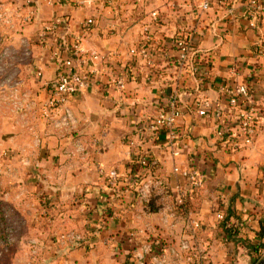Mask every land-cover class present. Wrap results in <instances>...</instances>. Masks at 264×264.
Listing matches in <instances>:
<instances>
[{
  "label": "crops",
  "instance_id": "1",
  "mask_svg": "<svg viewBox=\"0 0 264 264\" xmlns=\"http://www.w3.org/2000/svg\"><path fill=\"white\" fill-rule=\"evenodd\" d=\"M11 1L24 6L22 14L28 21L23 38L30 82L23 93L16 135L2 143L8 166L3 171L26 173V181L17 186L29 185L34 200L52 201L67 210L64 229L73 231L80 225L95 235L90 245L77 242L62 251L55 248L54 260L123 264L129 253L128 264H236L232 250L250 255L247 244L264 248V239L257 236L259 221L264 225L262 127L251 146L234 152L214 136L219 127L215 110L227 109V99L219 92L224 83H250L252 106L259 122L264 120V0H258L262 10L255 27H250L248 0H86L79 8L51 6L43 0ZM152 13L157 21L150 29L160 51L146 63L135 53ZM57 16L66 20L63 35L68 45L80 39L90 75L87 87L69 99L75 123L68 131L55 129L54 119L40 113L59 64L50 59L51 37H42L43 28ZM87 18L95 23L83 35L81 25ZM179 37L191 40L197 75L177 67L173 41ZM258 50L263 52L260 57ZM91 53L97 59H91ZM67 56L64 52L60 58ZM199 74H207L205 82H199ZM119 75L125 80L121 91L113 82ZM171 93L178 94L183 112L175 137L164 130L143 132L166 109ZM203 99L209 106L201 104ZM138 153L153 157L159 166L157 178L169 179L176 195L177 182L182 181L172 174L174 166L204 174L198 210L189 215L201 228L186 231L183 218L171 211L169 198L159 191L160 182L149 180L147 174L136 179L133 158ZM12 154L18 156L14 163ZM113 173L120 176L116 188L108 182ZM149 181L157 190L149 201L156 212L135 195ZM70 217L76 221L70 223ZM223 217L237 229L236 243L219 227ZM186 239L192 254L202 253L204 261L170 259V253L183 252L180 247ZM146 246L150 257L141 261L138 257Z\"/></svg>",
  "mask_w": 264,
  "mask_h": 264
},
{
  "label": "built area",
  "instance_id": "2",
  "mask_svg": "<svg viewBox=\"0 0 264 264\" xmlns=\"http://www.w3.org/2000/svg\"><path fill=\"white\" fill-rule=\"evenodd\" d=\"M46 4L51 6H57L61 8L73 7L79 8L86 5V0H43ZM106 3H111L112 0H104ZM248 6L250 7V27H255V22L258 13L262 10V4L258 0H248ZM208 4L203 5V9H207ZM157 21V14H151V23L142 29V38L136 47L135 55L146 63H150L156 56L159 50V43L151 32V25H155ZM94 19L87 18L83 21L81 29L83 35L94 26ZM66 27V20L63 16L55 17L50 24L43 28V36H50L51 43L49 45L50 59L52 61L59 60L58 68L54 79L49 84V96L41 108V116L49 119L53 118V126L57 130L68 131L75 123L73 112L69 105L70 97L81 93L88 85L90 81V75L86 71L87 55L80 46V39L73 42L72 45H68L64 38L63 32ZM191 40L189 37L175 38L173 46L178 52L177 67L180 71L184 68H188L189 71L197 75V57L191 52ZM68 52V56L65 59H61V54ZM262 51H256V57L262 55ZM91 59H97L95 53L89 55ZM201 60H206V57H201ZM207 74H199V82H205ZM116 87L121 91L124 89L125 80L124 76H117L113 80ZM249 84L247 81H242L238 84H221L219 92L227 99V111L218 106L215 110V117L218 119L219 127L215 129V138L222 143L224 147L230 152H234L237 149L243 147H249L252 145L254 139L260 133V127H262V134L264 136V120L262 123L258 120V113L252 106V97L250 95ZM201 104L209 106V102L205 99ZM233 111V112H232ZM227 113V114H226ZM224 114H226L224 116ZM183 116L182 109L180 107L179 96L176 93H171L168 97L167 107L163 111L159 112L143 129L145 133H156L160 130L167 131L173 138L176 134V126L179 119ZM221 124V125H220ZM139 154V153H138ZM175 155H178L175 153ZM148 160L146 157L139 158L137 162V169L135 172L136 179L143 175H149V180L152 178L159 182L158 169L159 166H155L151 172L147 166ZM172 174L178 181H183V185L180 186L177 182L176 189L177 195L175 201L181 204L185 197L193 198L202 189L205 176L202 172L190 168H182L174 166L172 168ZM118 176L113 173L108 176V182L111 188H116L118 182ZM150 181L143 185L140 192L142 197L149 194L151 190ZM220 219V216H217ZM189 225L192 230L199 229L200 224L192 219H189ZM183 251H190V246L187 243H182L180 247ZM144 252H150L149 246L142 248ZM259 256L264 257V248L259 251ZM194 257L201 259L199 253H194ZM260 258V259H261Z\"/></svg>",
  "mask_w": 264,
  "mask_h": 264
},
{
  "label": "rangeland",
  "instance_id": "3",
  "mask_svg": "<svg viewBox=\"0 0 264 264\" xmlns=\"http://www.w3.org/2000/svg\"><path fill=\"white\" fill-rule=\"evenodd\" d=\"M23 9L24 6H17L14 1L0 0V264H63L60 259L54 260L57 256L55 248L62 251L64 247L68 249L77 245V242L83 246L90 245L93 243L90 240L95 238L94 232L84 227L80 229V225L73 231L64 229L68 223L67 210L52 201L43 203L38 202V199L34 200L35 193L29 185H26L27 188L17 186L26 181V173L12 174L3 171L8 166L2 143L16 135V122L22 115L20 108L23 93L30 82L27 73L28 45L23 38L24 26L28 21L26 15L24 17L22 14ZM10 158L14 163L18 156L12 154ZM10 166L14 168L15 164ZM178 183L183 185V181ZM174 193L172 192L175 198L176 192ZM169 206L171 209V202ZM187 215L184 220L186 231L191 230L190 214ZM80 216H83L81 212L77 214L78 218ZM70 220V223L76 221L71 217ZM184 241L187 243L188 240ZM192 251L190 248L188 252H176L175 255L170 253L169 257L178 261L198 259ZM199 254L201 256L202 253ZM231 254L236 264H256L255 256L247 255V251L238 253L237 250H232ZM146 256L150 257V252L142 250L138 259L142 261ZM123 258V264H128L130 254L125 253ZM200 260L204 261L203 257Z\"/></svg>",
  "mask_w": 264,
  "mask_h": 264
},
{
  "label": "trees",
  "instance_id": "4",
  "mask_svg": "<svg viewBox=\"0 0 264 264\" xmlns=\"http://www.w3.org/2000/svg\"><path fill=\"white\" fill-rule=\"evenodd\" d=\"M248 83V82H247ZM249 84V90H250V95L251 97L253 96V88L251 87L250 83ZM141 157H146V159L148 160V164L147 166L149 167V170L151 172L153 168L155 166H157L158 164L156 163V161L153 159V157L149 156V155H143L141 153H139L136 157L133 158V167L136 170L137 169V162L139 160V158ZM159 171V169H158ZM159 188H160V192L162 193L163 196L169 198V201L171 199V211L174 212L177 216H180L181 218H183V220H185V218L188 216L187 214H192V213H196L198 210V194L196 196H194L192 199L191 198H184L181 204L176 203L175 198L172 194V188L173 185L170 184V180L166 179V180H159ZM153 188V187H152ZM149 191V194L145 197H142L141 194H135L136 198H139L141 201H143L145 204H147L150 207V212H156L157 208L156 207H151V205L149 204L150 198L155 195L156 191L154 189H152ZM219 227L222 228L223 232L225 235H227V237H229L230 239L234 240V242L236 243L238 240V231L237 229L232 226V225H228V218H222V220L219 222ZM257 236L260 239H264V225L262 224L261 221H259V231L257 232ZM219 239H222V237H219ZM247 248L250 251V255L255 256L254 257V262L257 263L260 260V256H259V244H247Z\"/></svg>",
  "mask_w": 264,
  "mask_h": 264
},
{
  "label": "water",
  "instance_id": "5",
  "mask_svg": "<svg viewBox=\"0 0 264 264\" xmlns=\"http://www.w3.org/2000/svg\"><path fill=\"white\" fill-rule=\"evenodd\" d=\"M256 264H264V257H262Z\"/></svg>",
  "mask_w": 264,
  "mask_h": 264
}]
</instances>
